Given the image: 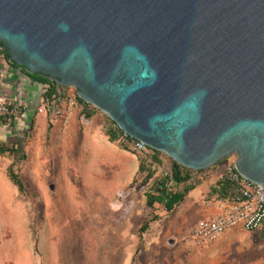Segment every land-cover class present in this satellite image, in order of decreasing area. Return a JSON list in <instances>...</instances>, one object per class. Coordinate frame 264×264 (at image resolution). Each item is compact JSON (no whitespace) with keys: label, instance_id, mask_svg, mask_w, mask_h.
Masks as SVG:
<instances>
[{"label":"water","instance_id":"obj_1","mask_svg":"<svg viewBox=\"0 0 264 264\" xmlns=\"http://www.w3.org/2000/svg\"><path fill=\"white\" fill-rule=\"evenodd\" d=\"M0 42L192 170L264 188V0H0Z\"/></svg>","mask_w":264,"mask_h":264},{"label":"rangeland","instance_id":"obj_2","mask_svg":"<svg viewBox=\"0 0 264 264\" xmlns=\"http://www.w3.org/2000/svg\"><path fill=\"white\" fill-rule=\"evenodd\" d=\"M8 58L0 48V76L10 69ZM85 126L81 123L75 133L66 134L47 124L41 131L35 127L2 143L0 264H264V227L250 232L234 226L206 246L192 237L201 218L199 209L215 207L217 174L237 160L236 154L212 166L209 178L193 170L190 181L174 182L172 193L182 192L184 199L203 190L192 206L182 201L173 210L164 203L151 207L144 193L148 189L157 192L158 182L165 171L172 170L174 159L163 151L133 152L110 137L139 158L140 172L132 179L106 168L101 176L89 167L92 156L83 150ZM111 127L110 118L108 134ZM14 144L19 150L16 153L9 151ZM12 174L23 181L24 191L14 183ZM137 185L143 199L135 197L128 215L116 211V192ZM145 222L149 225L142 232Z\"/></svg>","mask_w":264,"mask_h":264},{"label":"built area","instance_id":"obj_3","mask_svg":"<svg viewBox=\"0 0 264 264\" xmlns=\"http://www.w3.org/2000/svg\"><path fill=\"white\" fill-rule=\"evenodd\" d=\"M41 85L42 95L36 108L37 113L57 118L63 126H67L75 116L79 117L83 125L87 126L91 123V115L87 111L92 107L87 104L88 102L81 100L75 86L63 85L56 80ZM22 112V105L18 101L13 99L0 101V130L4 126L12 127L18 123ZM109 135L133 152L146 154L160 152L133 137L114 120ZM159 168L163 169V167ZM210 168L203 169L200 174L209 178L212 175ZM217 175L219 176L218 192L213 204L218 212L199 220L192 233L195 243L200 245L206 246L217 242L234 226H241L250 232L264 226V188L242 177L235 166V161L226 164ZM164 176V179L158 182L156 189H162L170 195L175 182L173 168L165 171ZM134 205L131 190L117 191L113 202L116 211L128 215Z\"/></svg>","mask_w":264,"mask_h":264},{"label":"crops","instance_id":"obj_4","mask_svg":"<svg viewBox=\"0 0 264 264\" xmlns=\"http://www.w3.org/2000/svg\"><path fill=\"white\" fill-rule=\"evenodd\" d=\"M9 67L10 69L6 70V72L4 74L2 73L0 76V82L2 81L1 84L4 85V92L0 91V101L10 99L16 100L21 103L23 112L18 123L12 127L4 126L1 128V143L7 144V139L9 137L15 136L18 133L29 132L32 125L34 128L37 127L38 130L41 131L47 124H49L54 131H63L66 134H71L72 132L75 133L77 129H80L81 122L78 116L73 117L67 126H63L59 119L53 118L49 115L37 113L36 108L40 103L42 95V82L19 67L11 64ZM109 120L110 117L106 113L99 109L95 110L91 115V123L83 129V150L90 153L92 156V160L89 162V167L95 168L96 172L101 176L105 175L106 168H111L114 169L116 175L123 172L127 176L129 175L132 179H134L136 174L140 172V160L136 155L120 148L111 140L108 134ZM17 150L18 146L14 144L12 149L9 151H15L13 153H16L19 151ZM69 164L71 165L70 162ZM139 186L140 185L133 186L131 187L132 189L129 190L133 192L134 199L137 197L139 200H142V193L140 194V192H138L140 191ZM102 189L106 191L105 186L102 187ZM202 191L203 190L201 189H197L194 193L183 200L189 201L187 203V207L192 206V202L201 195ZM139 194L140 196H138ZM217 212L218 210L216 207L207 209L200 208L198 214L201 218L199 220L211 217Z\"/></svg>","mask_w":264,"mask_h":264},{"label":"trees","instance_id":"obj_5","mask_svg":"<svg viewBox=\"0 0 264 264\" xmlns=\"http://www.w3.org/2000/svg\"><path fill=\"white\" fill-rule=\"evenodd\" d=\"M0 48L3 49V52L6 54L7 58L9 57V52L8 50L5 48L4 43L0 42ZM5 48V49H4ZM10 64L16 67L21 68L22 70L26 71L28 74H30L31 76H33L34 78H36L37 80H39L42 83H50L52 82V80L42 74H32L30 73L25 67L19 66L16 62L14 61H10ZM82 101L85 102V100L81 99ZM88 105H91L90 103H87ZM91 109L87 111V113L89 115H92L93 112L95 110H98L97 107L91 105ZM34 126H31V129L33 130ZM1 148H5L4 145L1 143L0 141V149ZM7 150V149H5ZM15 152V151H12ZM193 171L190 168H187L185 166L180 165L179 163H177L176 161L173 160V172H174V179L176 182L178 183H184V182H188L190 181V179L192 178L190 176V172ZM197 171H202V170H197ZM185 172V173H184ZM12 180L14 181V183L16 185H18V187L20 188L21 191L25 190V186L23 181L17 176V175H13L12 174ZM145 197H146V203L147 205L153 207L156 203H164L166 208L168 210H173L175 208V206L179 203H181L184 198H185V194L180 193V192H175L172 193L170 195H168L164 190L162 189H157L156 193H151L148 189V191L146 190L144 193ZM149 223L145 222L143 224V226L141 227V231H146L148 228Z\"/></svg>","mask_w":264,"mask_h":264}]
</instances>
